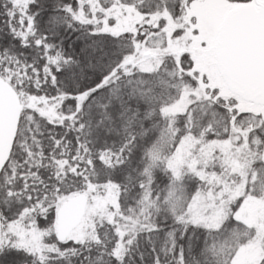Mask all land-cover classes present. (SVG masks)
Listing matches in <instances>:
<instances>
[{
    "label": "snow or ice",
    "instance_id": "6c2138e0",
    "mask_svg": "<svg viewBox=\"0 0 264 264\" xmlns=\"http://www.w3.org/2000/svg\"><path fill=\"white\" fill-rule=\"evenodd\" d=\"M0 264H264V0H0Z\"/></svg>",
    "mask_w": 264,
    "mask_h": 264
}]
</instances>
